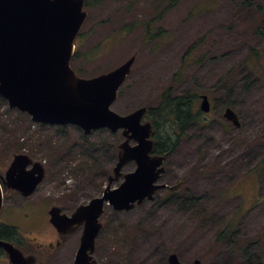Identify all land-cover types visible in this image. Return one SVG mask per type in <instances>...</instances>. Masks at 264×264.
<instances>
[{"label": "rangeland", "instance_id": "374dc122", "mask_svg": "<svg viewBox=\"0 0 264 264\" xmlns=\"http://www.w3.org/2000/svg\"><path fill=\"white\" fill-rule=\"evenodd\" d=\"M86 1L87 18L71 59L76 73L95 76L136 56L112 104L114 111L122 114L155 105L169 86L174 93L209 92L213 101L207 118L192 124L167 155L160 181L183 182L177 191H158L152 200L129 210L105 205L94 252L98 263L168 264V254L175 252L185 263L198 258L202 264H262L264 70L257 65L258 74L250 77L237 66L253 49L262 50L259 61L264 65V26L254 34L247 31L252 28L253 9L263 8L264 0H248L249 9L240 12L235 8L239 0ZM195 42L197 46L190 48ZM226 105L236 111L240 126L225 120ZM20 113L0 100V173L12 153L23 152L43 163L45 177L30 198L35 206L32 214L14 223L2 211L0 223L22 234L26 251H37L30 240H51L37 226L54 230L47 208L57 205L69 214L100 196L117 160L105 155L101 144L107 142L112 152V134H118L117 143L123 137L108 129L86 135L75 125L39 124ZM7 129L12 130L6 133ZM134 168L128 162L121 171ZM122 180L113 181L111 187ZM234 182L237 188H230ZM11 201L23 203L14 193L5 203ZM225 229L228 234L221 238ZM78 241L79 231L60 246L40 248L38 258L43 264H73ZM6 259L0 256V264H9Z\"/></svg>", "mask_w": 264, "mask_h": 264}, {"label": "water", "instance_id": "95a60500", "mask_svg": "<svg viewBox=\"0 0 264 264\" xmlns=\"http://www.w3.org/2000/svg\"><path fill=\"white\" fill-rule=\"evenodd\" d=\"M86 16L84 0H0V96L8 106L27 113L34 122L74 124L84 134L107 128L120 131L123 137L100 196L78 205L70 215L56 205L48 211L49 221L60 235L81 228L73 264H98L93 254L105 203L115 210H129L145 199H153L156 191L166 186L158 183L165 170V157L151 154L152 124L143 120L146 106L125 114L111 108L131 73L135 55L91 77L77 75L70 65L74 39ZM200 109H210L206 95H201ZM222 115L240 126L231 107H226ZM130 161L135 162L134 170L123 173L122 167ZM44 171L40 161L26 153H14L6 171L0 173V209L3 189H16L28 196L42 181ZM121 177L119 185L111 187ZM0 248L12 264H40L34 255H25L9 241L0 239ZM167 260L169 264H202L198 258L184 263L174 252Z\"/></svg>", "mask_w": 264, "mask_h": 264}, {"label": "trees", "instance_id": "16d2710c", "mask_svg": "<svg viewBox=\"0 0 264 264\" xmlns=\"http://www.w3.org/2000/svg\"><path fill=\"white\" fill-rule=\"evenodd\" d=\"M261 2V0H260ZM257 4L256 2H254ZM87 5V1L85 0V6ZM258 5V4H257ZM238 12L248 10L249 9V1L248 0H239L235 6ZM255 16L250 21L249 25L252 28H247L248 34H254L258 31L259 27L264 26V7L263 8H254L253 9ZM250 29V30H249ZM247 39V38H246ZM198 42H195L190 48L197 46ZM261 49H253L251 55L245 56V58L241 61V65L237 66L241 68L246 75L252 77L253 75L258 74L257 65L261 66L264 70V65L259 61V56L261 55ZM190 55L187 54V57L191 58ZM184 56V60H185ZM179 72L175 73L177 76ZM204 93V92H203ZM207 95L210 96L209 92H206ZM198 97L199 93L196 91H192V89L187 90L184 93H174L173 86H169L163 90L160 94L157 104L155 105H145L147 107L144 118L149 120L152 124V134L154 140V152L158 154H168L173 152L179 140L183 137L184 132L192 125L202 120V113L198 109ZM0 100L5 102L3 98L0 97ZM21 114V113H20ZM24 115V114H23ZM26 116V115H25ZM64 128L65 126H60ZM78 128V127H77ZM12 129H7L5 132L11 131ZM98 131L104 132L107 131L105 128H101ZM114 136V141L111 145V149L115 151H108L107 148H110V145L107 142L101 144V149H103V153L107 155L109 153L111 156H116V145L119 139L118 134H112ZM83 140L86 141V137L83 136ZM106 140V139H105ZM82 147V145H80ZM92 149H95V146H92ZM70 153V152H69ZM93 154V153H92ZM54 155H58V153H54ZM61 157H66V155L62 154ZM70 162V161H69ZM84 165L80 164L81 169H83ZM77 169V167H75ZM5 232L0 234V238L9 239L8 234L12 232V234L17 233L16 228L11 226L4 227ZM226 229L222 231L219 235L221 238L225 237ZM228 234V232H227ZM164 261V260H162ZM162 261H160L162 263Z\"/></svg>", "mask_w": 264, "mask_h": 264}, {"label": "flooded vegetation", "instance_id": "af4514ba", "mask_svg": "<svg viewBox=\"0 0 264 264\" xmlns=\"http://www.w3.org/2000/svg\"><path fill=\"white\" fill-rule=\"evenodd\" d=\"M211 106H213V103H211ZM151 154L153 155V154H158V153H155L154 150H152ZM167 155L168 154L165 155L164 166H165V162L167 160ZM131 162H133L135 164L134 161H131ZM30 167L31 166H28L26 168L29 169ZM165 171H166V166H165V170L161 174V176L165 173ZM160 179H161V177H160ZM160 179H159V182L160 183H163V182L160 181ZM180 182L181 181H178V182H175V183H172V184L165 183L166 184V187H164L163 189L166 192H168V193L169 192L173 193V192L177 191L178 188L180 187V186H176V187H174V186L176 184L180 183ZM36 190H37V188H36ZM12 193H14L15 195H17L19 198L23 199V203L22 204H17V203H14V201H11L10 203L6 204L5 203V200H8V197L11 196ZM33 193L31 195H29V196H25V195H23L21 192H19L16 189H11V188L3 189V201H2V206H1V209H0V213L2 211H4L5 214H9L7 216L10 217L11 220L14 223H15L16 220H20V218L26 219L29 216V214H32V211H34V209L31 208V206H33L35 208V206L33 205V203L30 202V198L33 195ZM50 208H51V205L47 208L46 211L48 212ZM62 210L63 211H61V212H65V209H62ZM24 211H27V212H24ZM72 211L68 215H70L72 213ZM47 218H48V221H49V217L48 216H47ZM6 226H11V225L5 224L4 222H1L0 223V234H2V233L5 232L4 227H6ZM11 227H14V226H11ZM37 228L39 229V231L42 234L47 235V236H49L51 238V240L48 241L47 243H44L43 240H42V242H37V241H31V240L29 241V239L28 240L25 239V240L29 241L28 243L31 244V246H33V249H37V251L40 248L44 247V246H47L50 249H52L53 247H56V246H60L61 243L66 239V237H68V236H70V235L73 234V233H71V234H67V235H62V234L60 235L57 232V230H55V228H53V226H52V230L53 229L54 230L51 232V229H49L48 225H43V226H40V227L37 226ZM76 231H80V228L77 229ZM8 237L11 238L10 240H14V242L17 245L20 244V246H21V244H22V242H21L22 241V234H17V233L12 234V232H11V233L8 234ZM32 239H34V238H32ZM22 248L24 249V250L22 249L24 252L33 253V254L35 252H37L35 250H28V251H26V249L23 246H22ZM0 256H4L5 257V255L3 253H1ZM260 261H261L262 264H264V257H263L262 260L260 259Z\"/></svg>", "mask_w": 264, "mask_h": 264}]
</instances>
